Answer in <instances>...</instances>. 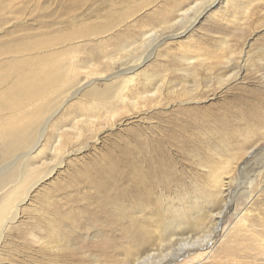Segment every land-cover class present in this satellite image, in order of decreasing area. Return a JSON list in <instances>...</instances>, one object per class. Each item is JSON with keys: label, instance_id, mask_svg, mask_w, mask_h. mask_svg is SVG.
Wrapping results in <instances>:
<instances>
[{"label": "bare ground", "instance_id": "obj_1", "mask_svg": "<svg viewBox=\"0 0 264 264\" xmlns=\"http://www.w3.org/2000/svg\"><path fill=\"white\" fill-rule=\"evenodd\" d=\"M21 1L0 0V31L5 33L0 37V264H22V260L28 264H70L71 254L78 252L77 244L88 230H93V238L102 240L111 234L108 232L112 229L119 232L121 237H126L128 246L123 250L131 253L128 260L131 264H174L191 252L214 247L220 240L227 213L234 205L235 200L231 198L233 191L239 187L230 185L234 165L239 164L238 169L242 172L247 159L254 158L258 151L264 150V146H257V140L264 138V39L260 38L258 44L250 43L251 39L245 41L242 48L230 44L227 50L224 41L218 40L222 50H226H223L224 53L217 52L219 57L215 70L217 74L219 72L218 78L221 82L224 80L221 83L224 85L227 81L223 77L227 74L225 72H229L227 79L239 82L234 84L235 91L238 90L222 103L223 107L231 110L230 114L217 126L212 124L216 132L213 130L216 136L214 145L207 143L203 147L195 144V153L191 155L197 159L190 166L192 172L189 170L185 174L178 170V162L182 160L174 150L179 138L176 132L162 128L159 118L153 120V116H148L152 113L156 117L163 115V122L173 120L169 111L163 112L171 105H149L147 108L133 105L131 118H134L135 127L132 148L122 142L123 145L118 144V156L106 154L89 157L85 166L74 160L68 164L71 173L66 174L65 178L62 170L67 157L77 156L90 148L89 140L95 145L102 141V128L106 121L112 126L118 124V111L114 110L117 105H113V101H125V91L130 86L139 84V88L142 85L144 89L138 93L147 100H151L160 89L167 94L172 92L169 91V85H172L170 81L159 80L157 73L149 69L137 72L149 60L155 48L164 43V37H182L186 34L182 33L184 29L188 27L187 32L191 30L208 12L220 20L222 15L216 10L211 12L217 3H221L219 12L221 7L235 11L245 7L246 12L252 1L192 0L186 8L180 9L177 16L171 17L168 11L172 4L166 0H103L100 6L104 13L95 19L71 22L69 29L58 31L53 37H38V32L31 34L4 30V25L12 19L16 20V14L31 5L30 0ZM84 2L87 0H67L62 5L67 10H76L87 4ZM141 9L153 10L146 18L151 22L159 19L167 22L165 18H171L170 26L168 23L165 25L169 27L170 34L152 26L146 30L149 21H143L144 18L141 21L134 16ZM137 21H141L142 25L143 49L139 54L137 50L128 55V48L138 42H134L130 34H117L116 31ZM217 29L218 25H213L209 31L214 34L219 32ZM190 43L186 46L179 43L178 49L184 54L193 50L199 56L211 52L205 47H193ZM110 45L114 47L112 51L122 50L126 57L137 56L131 60L133 63L125 64L123 70L134 74L125 80L108 83L105 88L89 90L92 103L70 105L49 130L47 125L59 108L95 81L87 80L91 75L104 77L113 61L100 62L101 67L84 72L79 69L75 56L68 58L67 53L92 49L96 54L105 55L110 52L107 50ZM252 45L258 47L254 53L246 49ZM199 49L200 52L197 51ZM254 55L259 57V62ZM82 73L86 78H83V83L79 82ZM115 76H107L106 79ZM185 80L181 83L179 94L188 93V81ZM245 82L248 85H241ZM126 100L137 102L130 98ZM104 108L112 109L114 113L103 118ZM197 110V113L194 112L196 117L198 113L205 115L210 112L208 109ZM78 116H86V119L75 126L72 121ZM189 127L194 128V122L189 121ZM188 137L183 135L184 145L190 142ZM53 150V158L46 159ZM244 155L245 161L240 164L239 160ZM55 176L60 177L59 184L55 185L57 193L47 192L42 196L43 201L38 202V233L35 227L28 236L36 248L23 254L14 248V243L6 238V234L20 220L35 191L41 190L43 183ZM62 196L67 199L62 201ZM248 196L250 198L252 195ZM242 230L243 226L238 233ZM174 234L180 236L177 242L179 247L176 245L169 252L164 248L166 251H158L159 254L152 251L154 241L160 240L159 245H165V239ZM261 236L262 233L253 235L250 238V251L247 247L245 252L231 248L226 242L221 246L223 254L219 260L211 264H255L254 261L259 259L257 256L261 257L264 253ZM4 242L8 246L3 245ZM114 243L118 246L116 240Z\"/></svg>", "mask_w": 264, "mask_h": 264}, {"label": "rangeland", "instance_id": "obj_2", "mask_svg": "<svg viewBox=\"0 0 264 264\" xmlns=\"http://www.w3.org/2000/svg\"><path fill=\"white\" fill-rule=\"evenodd\" d=\"M30 1H31L30 3L31 5L23 9L19 13H17L16 20L12 19L8 24L4 25L5 28L4 30L6 31L16 30L17 32L31 33V34H33V32H38V37H43V36L53 37L58 31H64L69 29V25L71 24V22H80L88 18L95 19L99 15L104 13V9H102L100 6L103 0H99V1L87 0V2H84V4L89 3L88 6L86 4L83 8L76 10H74V8L67 10L65 6L62 5V2L64 3L67 0H30ZM166 1H169L172 4L168 12L171 15V17H174L179 14L180 9L186 8L192 0H166ZM251 1L252 4H250L246 12L244 11L245 7H241V9H239L240 11L238 9L237 11H235V9L229 7L228 8L221 7V11L219 12L218 10L221 6V3H217L216 6H214L211 9V12L216 10L218 14L222 15V18H220V20H217V17L212 16L211 13L208 12L205 13L204 16L198 20L196 25L193 28H191V30L187 32L188 27L184 29L182 33L183 34L186 33V34L183 35L182 37H177L172 39L169 35H168L169 37L168 36L164 37L165 41L162 40L164 41V43L159 45L157 48H155V50L156 49L157 50L156 51L154 50V53L150 55L149 60L145 62L143 65H141V67L139 68V70H137V72H139L141 69L142 70L149 69L155 74L156 73L158 74L159 80H164V81L169 80L170 83L172 84L169 85L170 86L169 91L170 92L172 91L171 92L172 95L171 93L167 94L165 91L160 89L158 93L152 96L153 98L151 100H147L144 99L142 95L138 93L139 91L140 92L143 91L144 87H142V85H140L139 88H138L139 84L133 86L135 88L137 87L138 89L137 88L135 89L132 86H130V89L125 91V95L127 96V98L134 99L137 102L132 103L129 100H126L127 98L125 99V101L124 100L113 101V105H117L116 106L117 108L114 110L116 112L118 111L116 114L117 118L115 117L116 122H118V124L112 126V124L110 125L109 121H106V123L104 124L105 126L102 128L104 133L101 135L102 137L101 142L95 145L92 140H89L90 148L88 150L84 151L82 154H79L77 156L71 155L67 157L65 167L62 170V174H64V178L66 177V174L71 173V171H69V169L71 168L68 167V164L72 163L74 160L81 162L80 165L85 166L84 164L87 163L89 157H94V156L102 157L105 156L106 154H111V155L113 154L114 156H118L117 154L119 153L118 147L120 146L118 144L123 145V143H126L127 147L132 148L133 146L132 139H133L134 127H135V122H133L134 118L133 119L131 118V113L133 112L132 110L133 105H144L145 108H147L149 105H171L169 109L164 110L163 112L168 113L169 111V113H171V117L173 120H169L168 122H163L164 120L163 118H161L163 117V115L161 117L160 116L156 117V115L154 116V114L152 115V113L148 116H153L154 117V118L152 117L153 120H157L159 118V120L162 121V123H160L161 126H163L162 128L169 130L171 129L172 132H176V135L179 138L174 144V147L177 150L176 149L174 150L177 151V154L180 156V159L182 160L178 162L177 159L179 158V156L176 157V161L178 162V170L181 171V173L183 172L185 174H187L189 170L192 172L190 166L194 165V161L197 159L196 157H192L191 155L192 152L195 153V148H196L195 144L204 147V145H207V143L208 144L214 143V140L216 139L215 136L216 132L214 130V126L220 124L222 122L221 120L223 118H226L231 111L228 110V108L223 107L222 103L227 102L231 97V95H233V93H235L238 90L237 89L235 91L236 88L234 87V84H239V82L236 83V81L234 80L227 79V77L229 76L227 74H230L229 72H225V74L227 73L226 74L227 76L225 75L226 77L225 76L223 77L224 79H226L225 81L227 82L224 85L221 84L224 80H222V82L220 81V79L218 78L219 72L217 74V71L215 70V68L217 67V64L215 62L218 60L217 57H219V55H217V52L224 53V51L227 50L230 44L234 45L237 48H240L241 46L243 47V43L245 41H248L250 39H251L250 43L253 42V44L260 43L261 41L260 38L264 39V27H263L264 0H251ZM20 2L22 1L20 0ZM134 2H137V0H134ZM151 11L153 10L141 9L134 16L139 18V20L141 19V21L142 18H144L143 21H149L146 18L151 14ZM234 12L235 15L232 16ZM9 14L10 13L8 12V15ZM165 19L167 20V22L166 21L163 22L162 19H159L155 22L149 21L148 23L149 25L147 24L146 30H148L152 26L154 28H157L160 32H165L167 34H170L168 33L169 27L165 25L169 24L170 26L169 21L171 18L169 19L165 18ZM141 21H137V23L135 24L128 23V25H125L121 31L119 30L116 31L117 34H119V32L126 35L130 34L132 36L133 41L138 42L136 45L130 46L128 48L129 50L127 51L128 55L129 52L131 53L137 50L139 51H137L136 53L139 54L142 51L140 49H143ZM262 21L263 23H261ZM213 25L215 26L218 25L219 29L216 30L219 31L218 33L213 34L212 32L209 31V28ZM243 30L247 31L245 32L246 35H244L245 34L244 32H243L244 34L241 33V31ZM4 34H5L4 31L3 32L0 31V37L4 36ZM242 36L245 38H243ZM218 40L224 41V47L226 48L228 46L226 50L225 48L223 49L224 51L222 50V46L220 47V44H218L219 43ZM190 42L192 43L193 47H197V48L199 46L202 48L205 47V49L208 50L210 49L211 52L209 53V55L206 54L199 56L193 50L186 51L184 54L183 51L178 49L179 43H181L183 46H186V44H189ZM197 44L199 45L195 46ZM256 48H258L256 47V45H252L250 48L247 47L246 49L247 50L249 49L254 53L256 51ZM113 49L114 47L110 45L107 48V50L110 52L105 55H103V53L96 54V52L92 49L85 50L82 52H73L72 54L67 53L66 57L68 58H70V56L72 55L75 56L79 69L84 72L85 71L89 72L90 70H94L96 67H101L102 66L101 63L103 62L104 64L105 62H108L109 59H112L113 61L110 67L111 69L109 70L107 68L108 71L104 77L99 78V76L97 75H91L87 80L94 79L95 81L89 86L84 87L81 91H79V93L75 97H73L67 103L65 102V104L62 105L61 108H59L57 114L53 117V119L50 120L49 124L47 125L49 130H51L53 123L56 122L57 119L60 118L66 112L67 108L70 105L91 104L92 101L88 94L89 90L93 88H105V86L108 83H111L115 80L118 81L125 80L126 78L134 74V73H125L123 72V70L125 69L126 66L125 64L129 62L133 63L131 60H133L134 58L136 59L137 56L134 57L135 54H133V56L130 55L129 57H126L125 55L127 54H124V51L122 50L112 51ZM197 51L200 52L201 50L199 49ZM225 53L228 54V52ZM255 55H254V59L256 58L255 60L256 61L258 60L259 62L260 61L258 59L259 57ZM118 72L120 73L116 74ZM114 75H116L115 78L109 80L106 79L107 76L111 78ZM83 78H85V75H83L82 73L81 76L79 77L80 79L79 82L83 83V81H85L86 79ZM95 78L98 79L96 80ZM185 79H187L188 81L187 82L188 93L179 94L181 91L180 89L181 83L186 81ZM245 84L248 85L247 82L241 85H245ZM236 87L239 88L238 85ZM240 89L243 90L244 88H240ZM173 91L175 92V94ZM197 109H208V111L210 110L209 113H211L212 115L207 116V114L209 113H206L205 115L198 113L196 117L195 113L198 112ZM114 110L108 108L102 109V117L105 115V117L108 118ZM105 113L108 114L106 115ZM92 117L95 116L92 115ZM85 119L86 116H78V118L74 119L72 123L73 125L77 126L78 124H81ZM189 121L194 122L196 128L189 127ZM208 125L209 127H207ZM205 127L206 130H204ZM73 128L74 127H72V130ZM74 130L76 131L75 128ZM200 130L201 133L199 132ZM213 130L215 133L213 132ZM211 131L214 133V136L211 133ZM142 132L146 133V130H143ZM190 133L192 136L189 135ZM156 135L158 134L156 133ZM183 135H186V137L189 136L188 138L190 142L187 141L185 145L184 142L182 141ZM194 137L196 139H193ZM201 141H203L205 144ZM257 146L259 147L264 146V138L257 140ZM257 154L254 158L247 159L248 161L244 164L245 169L242 172L238 169L239 164L234 165L235 167H233L234 169L231 171L230 185L233 187L239 186L240 188L239 187L236 188L234 190L236 192L233 191L234 196H231V198H233L232 200L235 201H233L234 205L227 213L226 219L222 224L223 227L221 228L220 231L221 232L220 240L216 243V245H214V247L205 250H198L194 253L191 252L192 254L190 253L189 255H185L184 257H182L183 259L181 258V260H178L174 264H211L213 261L216 262L217 259L219 260L220 258L219 256L223 254V252L220 249L221 246L224 245L226 242H228L230 247L233 249H237L241 252H245L247 250V247H249L248 251H250L251 245L249 244L252 243V239L250 238L253 237V235L257 236L260 233H262L261 237H263V238L260 237L262 239L261 241L264 242V225H261L264 223V165H263L264 150L258 151ZM54 155L55 152L53 150L50 152L49 155H47L46 159L51 160ZM243 157L244 158H241L239 160L240 164L245 161L244 160L245 155ZM183 164L186 166H184ZM81 167H77V168L80 169ZM59 179L60 177L55 176L54 178L47 180L46 183H43V188L41 190L35 191L30 204L26 207V210L24 211L20 220L14 225L13 230L10 233L6 234V238L11 239V242L14 243L15 245L14 248L19 250L20 252H23V254H28L29 251L32 252V249L36 248V245L32 244L31 241H29L30 239H28V236L33 228L38 227V202L43 201L41 200V198L47 192H51V194L57 193L56 191L57 187L55 185L59 184ZM64 194H68V193H64ZM248 195H252V196L249 198ZM66 199L67 198L63 196L61 197L62 201ZM83 203L84 201L82 200V204ZM242 226H243V230L238 233L240 227ZM37 233H38V228H37ZM108 233L111 234H109L105 240H102V238L99 237L93 238V234H94L93 230H88L86 233H84L77 244L78 252L75 253L74 255L71 254L70 256V264H114V263L127 264L129 257L131 255V253L127 252L126 250H123L126 245L128 246L127 238L124 236L121 237L119 235V232H116V230L114 229H112ZM171 236L168 237V240L165 239L167 243L166 244L164 241L165 245L162 244V242H161L162 245H159L160 240L159 241L157 240V242L154 241L156 244L153 242L151 249L153 248L154 249L152 251H155V253L160 251L161 253L165 249L166 250L168 249L169 252V250H172V248H176V245L178 244L177 242L178 240H180L179 238L180 236L177 234L176 235L177 238H176L174 234V236H172L174 241L172 240V238H170ZM169 239H171V241ZM114 240L117 241L118 246H116ZM168 241L173 242L171 243L172 245L168 243ZM108 242L109 244L111 243L110 246ZM173 244L175 246H173ZM3 245L8 246L6 242H4ZM103 246H108V248L105 249ZM169 247L171 248L169 249ZM157 254H159V252ZM257 257H259V259L255 261L254 259H252V261L256 262L255 264H264V253H262L261 257L260 256ZM22 264H28V263L26 260H22ZM128 264H131V262Z\"/></svg>", "mask_w": 264, "mask_h": 264}]
</instances>
